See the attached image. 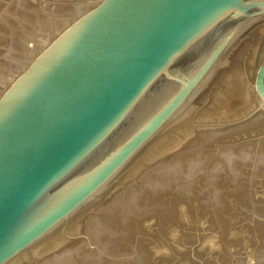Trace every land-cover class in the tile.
<instances>
[{
    "label": "water",
    "instance_id": "95a60500",
    "mask_svg": "<svg viewBox=\"0 0 264 264\" xmlns=\"http://www.w3.org/2000/svg\"><path fill=\"white\" fill-rule=\"evenodd\" d=\"M0 264H264V0H0Z\"/></svg>",
    "mask_w": 264,
    "mask_h": 264
}]
</instances>
